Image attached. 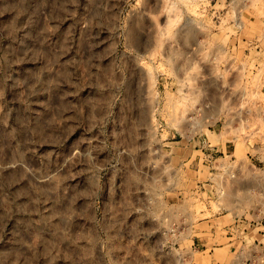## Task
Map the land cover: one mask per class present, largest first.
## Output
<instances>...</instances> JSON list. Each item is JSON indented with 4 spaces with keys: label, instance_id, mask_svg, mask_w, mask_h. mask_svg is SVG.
I'll use <instances>...</instances> for the list:
<instances>
[{
    "label": "rangeland",
    "instance_id": "374dc122",
    "mask_svg": "<svg viewBox=\"0 0 264 264\" xmlns=\"http://www.w3.org/2000/svg\"><path fill=\"white\" fill-rule=\"evenodd\" d=\"M165 2L0 0V264L264 256V0Z\"/></svg>",
    "mask_w": 264,
    "mask_h": 264
},
{
    "label": "bare ground",
    "instance_id": "6f19581e",
    "mask_svg": "<svg viewBox=\"0 0 264 264\" xmlns=\"http://www.w3.org/2000/svg\"><path fill=\"white\" fill-rule=\"evenodd\" d=\"M159 5H160V9H159L160 15L162 14L163 17L165 18L166 22L170 23L172 21V19H171L172 16H169V13L166 12L167 10H166L165 0H159ZM170 14H171V12H170ZM236 20H237V23H239V24L241 23V20L239 17ZM159 33H160V30H159ZM159 33L157 34L158 36H159ZM161 36H162V32H161V35L159 37H161Z\"/></svg>",
    "mask_w": 264,
    "mask_h": 264
},
{
    "label": "built area",
    "instance_id": "2783aa9c",
    "mask_svg": "<svg viewBox=\"0 0 264 264\" xmlns=\"http://www.w3.org/2000/svg\"><path fill=\"white\" fill-rule=\"evenodd\" d=\"M241 264H264V256H261L256 260L246 259Z\"/></svg>",
    "mask_w": 264,
    "mask_h": 264
}]
</instances>
